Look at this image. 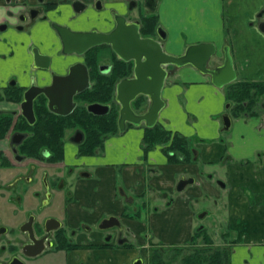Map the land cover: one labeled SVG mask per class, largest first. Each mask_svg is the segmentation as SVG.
<instances>
[{
	"label": "crops",
	"instance_id": "crops-1",
	"mask_svg": "<svg viewBox=\"0 0 264 264\" xmlns=\"http://www.w3.org/2000/svg\"><path fill=\"white\" fill-rule=\"evenodd\" d=\"M72 1L0 0V20L6 18V10L19 8L12 6L15 4L53 3L58 10L68 12ZM81 1L87 6L86 25L111 22L107 7L96 12L92 8L94 0ZM105 2L121 12L125 10L124 0ZM154 13L166 29L167 52L177 54L189 43L212 42L219 56L225 45L236 72L235 82L264 80V32L260 28L264 0H156ZM38 24L42 28L39 36L53 35L46 20ZM24 34L10 28L5 36L11 40ZM227 90L228 85L215 86L208 74L191 64L170 72L162 89L165 105L158 120L164 128L186 135L190 148L195 144L198 150L190 163L168 162L159 147L151 149L143 161L141 128H131L106 141L105 151L95 159L97 179L82 180L67 205L70 224L122 213L123 197L115 195L117 173L124 194L132 198L144 194L161 203H155L156 210L144 209L140 220L120 217L125 235L135 247L71 250L66 264H130L137 256L146 261V233L156 241L184 245L200 225L194 202L203 200L210 202V209L206 208L202 218L211 215V225L221 231L205 228L214 245L230 246V264H264V102L259 101L253 108L254 116H234L233 101L228 100L231 113L222 108L228 99ZM222 113L231 118L228 132H223L227 130L223 128ZM74 151L70 145V159ZM187 177L193 182L177 191L178 180ZM223 233L228 235L220 239ZM85 242L89 243L90 238L86 237Z\"/></svg>",
	"mask_w": 264,
	"mask_h": 264
},
{
	"label": "flooded vegetation",
	"instance_id": "flooded-vegetation-1",
	"mask_svg": "<svg viewBox=\"0 0 264 264\" xmlns=\"http://www.w3.org/2000/svg\"><path fill=\"white\" fill-rule=\"evenodd\" d=\"M105 1L101 0L102 7L98 10L107 7L112 19L102 26H84L87 6L81 0H73L68 12L58 10L53 3L15 4L12 6L21 10L8 9L6 18L0 20V264H66V255L71 250L135 247L125 235L120 217L140 220L144 217V209H152L151 199H146L144 194L133 198L124 194L117 173L115 195L124 200L120 216L105 214L93 222L79 220L72 225L67 214L66 208L74 199L75 188L80 187L84 179H97L95 159L105 151L106 141L131 128H141L144 134V128L148 126L144 122L134 125L126 121L125 129L119 130L120 102L116 100V87L121 79L133 77L132 61L123 60L110 43L94 45L80 54L65 53L55 26H66L72 31L108 33L116 26L114 15L122 14L127 22H138L141 37L160 41L163 49L166 41L161 38L165 34L163 26L158 22L151 25L147 20L155 10H151L146 0H124V12L115 5H106ZM107 1L114 3L115 0ZM142 1L145 3L141 10L138 5ZM96 2L93 1V9ZM77 4L82 5L80 10ZM136 6V16L129 15ZM44 20L53 35H38L42 29L38 23ZM10 28L27 35L9 40L5 33ZM180 54L182 52L176 55ZM42 64L46 66L40 67ZM80 65L86 66V84H53V77L67 75L72 66ZM168 68L177 69L176 66ZM43 90L53 93L55 103L51 108ZM70 90L76 92L72 101L67 102L64 97ZM103 90L110 91L108 97L100 92ZM138 99L141 101L136 104ZM94 103L108 105L106 113L91 112L89 105ZM131 106L141 114L148 106V98L139 94ZM89 119H96V125L88 123ZM156 124L161 125L159 120ZM94 141L97 144L90 149L88 146ZM141 143L143 161L151 149L159 147L162 150L158 145L144 152L143 141ZM70 145L75 149L70 154L72 159L69 158ZM219 181L222 182L218 180V184ZM152 206L154 210L158 207ZM200 228L206 229L199 225L195 231ZM86 237L90 238L89 243L85 242ZM145 237L148 259L145 261L142 256H137L130 264L138 259L140 264H151L154 249L159 250L165 264H173L171 258L177 255L167 258L165 250L179 245L156 241L148 233ZM190 240L191 237L179 247H194ZM197 241L201 245L200 237ZM192 251L193 248L191 251L185 249L179 258L181 264L182 258Z\"/></svg>",
	"mask_w": 264,
	"mask_h": 264
},
{
	"label": "water",
	"instance_id": "water-1",
	"mask_svg": "<svg viewBox=\"0 0 264 264\" xmlns=\"http://www.w3.org/2000/svg\"><path fill=\"white\" fill-rule=\"evenodd\" d=\"M146 1L151 9L155 8L156 0ZM100 2L101 0L96 2L95 7L97 9L102 7ZM81 8L82 5L77 4V9L80 10ZM114 18L116 26L108 33L72 31L70 28L58 24L55 28L63 42V52L65 53L80 54L94 45L110 43L123 60L132 61L133 77L121 79L116 87V100L120 102L118 118L120 132L125 129L126 121L134 125L144 122L148 127L156 124L159 112L165 105L162 98V88L169 75V71L166 69L167 65L180 67L185 64H191L200 72L208 74L211 82L218 87L230 83L236 78L228 46L223 48L222 63L209 66V60L216 55V46L212 42L189 44L181 55H174L165 52L160 41L151 37H141L138 22H127L126 17L122 14H115ZM260 28L264 31V22L261 23ZM161 38H166V33L161 35ZM41 56L48 59L45 55ZM76 65L74 64L73 66ZM45 66L46 64L40 65L42 68ZM73 66L67 75L53 77V84L56 86L70 82L86 84L88 82L86 66ZM43 92L46 94L49 100L48 105L51 108L53 103H55L53 102V93L48 90H43ZM75 92L76 90H70L64 99L67 102L72 101ZM139 94H143L148 98V106L141 114L136 113L131 106L132 100ZM107 108L108 105L99 103L89 105V110L95 114L106 113ZM222 123L224 129L230 128L231 119L228 114L222 116ZM191 182H193V178L180 179L176 189L182 190L186 184ZM219 183L224 184L220 181ZM140 262L141 260L138 259L134 264H140Z\"/></svg>",
	"mask_w": 264,
	"mask_h": 264
},
{
	"label": "trees",
	"instance_id": "trees-1",
	"mask_svg": "<svg viewBox=\"0 0 264 264\" xmlns=\"http://www.w3.org/2000/svg\"><path fill=\"white\" fill-rule=\"evenodd\" d=\"M147 20H149L148 22L151 25H155L158 18L157 15H151ZM100 92L104 93L107 97L110 93L107 90ZM226 96L228 100L234 102L232 107L234 116L240 115L241 113L254 116L256 112L253 108L258 104L260 97H264V81H237L231 83L228 85ZM140 101L138 99L136 104H139ZM96 121V119H89L88 123L96 125ZM142 141L144 144V152L155 146H161L162 151L170 163H190L193 159L189 139L176 130L166 129L159 124L152 127H145ZM96 144L97 142L94 141L88 147L91 149ZM198 237H200V242L203 244L201 246L195 245L198 242ZM189 242L192 245L194 244L193 251L182 258L183 264H230V252L228 248L214 245L212 237L205 229L200 228L199 231H195ZM151 264H165L157 249H154L152 252Z\"/></svg>",
	"mask_w": 264,
	"mask_h": 264
},
{
	"label": "rangeland",
	"instance_id": "rangeland-1",
	"mask_svg": "<svg viewBox=\"0 0 264 264\" xmlns=\"http://www.w3.org/2000/svg\"><path fill=\"white\" fill-rule=\"evenodd\" d=\"M144 3H145V1L143 2L142 1V3H140V5H138V7L140 6V9L142 10V9H144ZM95 7V6H94ZM138 7L136 6V8L135 9H133V11H131V12H129L128 14L129 15H134V16H136L135 14L137 13V11H138ZM94 10H96V11H99L96 7L94 8ZM260 13V12H259ZM262 17V16H261ZM261 17H258L259 19L261 18ZM250 23V22H249ZM84 26H89V25H84ZM94 26H97V24H95ZM92 27H93V25H92ZM165 31H166V29H165ZM196 43H199V42H196ZM189 44H195V43H189ZM188 45V44H187ZM186 45V46H187ZM223 48H225V45H223ZM221 51V50H220ZM222 53V52H221ZM221 61V56L219 55L218 57L217 56H214V57H212V59H211V63H210V65H214V64H217V63H219ZM263 98V99H262ZM259 101H261V103L260 104H262L263 102H264V97L263 96H261L260 97V99H259ZM230 102L228 101V99H227V101L225 102V103H223V106H222V108L225 110V111H227V112H229V113H231V110H230V106L228 107V104H229ZM258 104H259V102H258ZM264 104V103H263ZM221 115H223V113L221 114ZM221 120H222V116H221ZM168 129V128H167ZM223 132H228V130L227 131H223ZM192 140V139H191ZM191 150L193 151V153H196L197 152V147L195 146V144H193L192 145V147H191ZM161 152L164 154V152L161 150ZM165 155V154H164ZM145 198L146 199H151V201H152V198H151V196H145ZM150 201V203H151V207H153L152 206V204L155 206V203H161V201L159 202V201H157V200H153V202H151ZM209 204H210V202L208 201V200H203V201H199V202H194V207H195V212H196V221L197 222H199V224H200V226H204V227H206L209 231H211V230H215V231H221V229L220 228H215V227H213L212 225H211V223L213 222V220H214V218L211 216V215H206L204 218H199L198 216L200 215V214H203V213H205V211H206V208L207 209H210V207H209ZM148 205V204H147ZM191 205V204H190ZM216 221V223H218V221L217 220H215ZM207 229H205V231L207 232ZM228 235V234H227ZM226 234H222V236L220 235V236H218V237H220V239L222 238L223 239V237H226L227 236ZM228 242H230L229 241V239H228ZM195 245H197V246H201V245H203L202 243H201V245H199V244H197V242L195 243ZM226 245V244H225ZM223 247H228V250L230 251V246L228 245H226V246H223ZM184 247H179V246H177V247H168L166 250H165V252H166V256H167V258H170L171 256H174V255H177L175 258H171V262H173V264H181L180 263V260H179V258L182 256V254L185 252V249H188L189 251H191L192 250V248L193 247H189V248H184ZM232 248V247H231Z\"/></svg>",
	"mask_w": 264,
	"mask_h": 264
},
{
	"label": "clouds",
	"instance_id": "clouds-1",
	"mask_svg": "<svg viewBox=\"0 0 264 264\" xmlns=\"http://www.w3.org/2000/svg\"><path fill=\"white\" fill-rule=\"evenodd\" d=\"M20 10H21V9H19V8H14V9H13L14 12H18V11H20Z\"/></svg>",
	"mask_w": 264,
	"mask_h": 264
}]
</instances>
